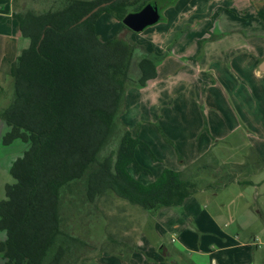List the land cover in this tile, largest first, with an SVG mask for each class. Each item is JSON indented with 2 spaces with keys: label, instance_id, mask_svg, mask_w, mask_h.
<instances>
[{
  "label": "rangeland",
  "instance_id": "obj_1",
  "mask_svg": "<svg viewBox=\"0 0 264 264\" xmlns=\"http://www.w3.org/2000/svg\"><path fill=\"white\" fill-rule=\"evenodd\" d=\"M55 1L56 7L66 2ZM241 2L244 3L242 0H172L165 4V0H158V5H164L160 10L161 21L141 31L124 29V33L122 22L114 16L102 13L96 18L95 30L101 41L110 40L122 32L132 42L161 59L153 82L126 88L124 108L119 116L124 128L147 147L137 145L135 163L127 166L128 172L139 182L148 184L154 181L165 168L183 171L199 159V153L215 134H227L224 127L229 126L233 117L227 115L224 89L220 85L216 88V106L220 114L213 118L210 129L206 128L204 116L209 113L213 92L207 91L210 88L208 76L188 64L195 67L190 55L197 49L199 53L202 46H229L230 42L240 41L248 46H264V36L246 37L245 30H254L258 25L249 18L242 23L245 33L234 31L224 35L215 27L216 22L221 28L229 23L231 15L238 16L232 22L238 27L242 21L238 8ZM244 5L249 11L257 8L256 4ZM36 6L34 0H0V106L10 103L13 95V80L7 74V68L15 61L19 48L27 45L21 37L18 19L7 14L35 9ZM258 19L264 21V16L260 15ZM171 51L185 54L188 58L181 63L175 55H168ZM131 71L136 76L134 60ZM235 107L243 113L242 107ZM212 112L209 113V121ZM242 117L249 120L252 129L263 133L256 127L264 124V116L260 112L246 106V114ZM259 137L240 130L227 134L228 142L218 141L212 146L209 155L214 157L211 167L196 174V192L181 205L163 207L156 212H148L111 192L91 203L82 200L83 195L78 194L81 191L79 182L76 186L70 185L64 195L66 203L62 208V223L66 230L70 227L86 242L78 264H235L244 256H248L246 264H264V219L257 210L264 207V182L261 181L264 170L252 171L256 170V165L248 161L251 159H246L249 145ZM16 142L19 149H24V143ZM116 143L117 139L105 152L113 149ZM7 150L14 149L10 147ZM246 163L251 169L247 168L249 172L241 169ZM136 164L143 169L138 170ZM243 179L249 182L242 183ZM11 181L8 171H0V199L4 195V183ZM72 197L73 201H70ZM250 214L253 217L248 218ZM208 216L214 218L218 231L234 229L239 235L236 238L238 243H248L229 250L217 249L222 236L213 223L210 222V226L206 224L210 221ZM154 223L158 225L155 229ZM125 237L130 239L131 245H137L136 250L129 254L127 246L121 242L115 244V240L119 242ZM172 244L183 255L170 251ZM118 250H122L126 258L116 256L115 251Z\"/></svg>",
  "mask_w": 264,
  "mask_h": 264
},
{
  "label": "trees",
  "instance_id": "obj_2",
  "mask_svg": "<svg viewBox=\"0 0 264 264\" xmlns=\"http://www.w3.org/2000/svg\"><path fill=\"white\" fill-rule=\"evenodd\" d=\"M148 2L158 4V0H66L40 12L12 13L28 45L7 68L13 95L0 110L7 126L1 144L19 140L25 147L18 149L7 170L12 181L4 183L0 199V230L6 234L0 241L2 264H78L86 242L62 223L70 185L79 182L81 191L76 193L91 203L111 192L156 212L181 205L197 190L196 174L211 167L214 157L207 155L183 171L165 168L148 184L127 170L135 163L137 145H146L119 121L125 90L150 84L161 59L122 32L101 41L95 21L102 13L121 21ZM121 29L129 30L123 24ZM133 60L136 76L131 71ZM115 139L116 146L105 152ZM120 242L128 254L136 250L130 239L115 240ZM115 255L126 258L122 250Z\"/></svg>",
  "mask_w": 264,
  "mask_h": 264
},
{
  "label": "crops",
  "instance_id": "obj_3",
  "mask_svg": "<svg viewBox=\"0 0 264 264\" xmlns=\"http://www.w3.org/2000/svg\"><path fill=\"white\" fill-rule=\"evenodd\" d=\"M242 1H244V3L241 2L240 4H238V8H240L239 12L242 15L240 17L242 20L240 25H238V27L236 25L235 26L232 25L233 20H235L238 16L231 15L228 18L229 23H226V25H224L222 28L219 27L218 26L219 23L216 22L215 27H218V29L220 30L218 32L220 33L223 32L224 35L232 33L234 31L244 32V30L242 29L243 27L242 23L245 21V18H249L248 20L255 21V23H257L258 25L255 26L256 29L254 30H250V31L245 30L246 33L245 32L244 33L246 34V37L264 36V21L258 19L259 14L264 10V4L263 5L260 4V3H264V0H257L256 2H253L252 0H242ZM56 2L57 1L55 0H34V3L37 4V6L35 9H30V10L40 12L49 8H54L56 7L55 5ZM246 3H251L253 5L256 4L254 6H256L257 8L256 9L253 8V10L249 11V9L246 8V6L244 5ZM11 13L12 11H10V13H8L7 15L11 16L12 15ZM22 39L26 40L28 45V39L23 37ZM26 46L23 45L22 47H20L19 51ZM168 55H172V56L175 55L181 63L184 62L186 58H188L186 57L185 54L174 53L173 51L168 53ZM190 56H193L192 59L195 63L194 64L195 67L189 64L188 66L194 68L195 71L197 72L199 71L204 75L208 76V87L210 86V88H207V91L209 90V92L211 91L213 92L212 95L213 100L209 104V113L212 110L213 114L211 116L210 121H209V117H210L209 113L208 115L204 116L205 119L204 126L210 129L211 125L213 124V118L218 117L217 115L220 114V110L216 106L217 105L216 88L218 85H220L221 89H224L227 95V103H228L227 115L233 117V119L231 118L232 120L229 126L227 127L225 126L224 129L225 128L227 129L226 131L228 135L232 134L237 130H240L246 133L250 132L254 135L258 134L260 136L259 138L252 140L251 142L252 145H249L248 147L249 155H247L248 158L246 157V159L247 160L251 159L248 161H251L252 163H254V165H256L255 167L256 170L253 169L252 171L264 170V124L256 126L260 131L263 132V133H259L255 129H252L251 123L249 122L248 119L242 117V114H246V106L249 107L251 110H256L260 112L264 116V73L260 72L258 69V65L260 61L264 58V46H248L247 44H243L242 41L230 42L229 46H202L201 51L199 53L197 49ZM234 100H236V103ZM8 104L9 103H7L5 106H0V110L6 107ZM200 106L202 107L204 106V104H200ZM235 106L242 107L243 113L239 112V110L236 109ZM6 130H7L6 124L0 119V171L8 170L12 160L16 157L17 150L19 149L16 141L8 146H4L1 144V137L6 132ZM227 134L226 133L223 135L215 134V137L212 138V141L207 145V147H205V149L201 153H199L200 156L198 158L200 159L207 155H210L212 153V146H215V144L218 141L228 142ZM10 147H12L14 150L8 151L7 149H9ZM252 160H256V161L253 162ZM247 168H249V165H247L246 163L243 164L241 169L245 172H249ZM261 181L264 182V177H262ZM246 182L248 183L249 180L246 179L242 180V183H246ZM261 208H263L264 210V207L262 206H260L257 210L259 212V216H261L264 219V215L263 213H261L262 212ZM200 213H203V210H201ZM250 217H253V214H250L248 218ZM212 218L209 217L210 221H208V223L206 224L210 226L209 223L210 222L213 223L214 227H216V230L218 231V227L215 224V220L214 218L213 219ZM246 224L248 225V221H246ZM157 226L158 225L154 223V229ZM176 227H178V225H176ZM218 232L221 234L222 239L219 240L220 244L216 245L217 249L220 248V249L229 250L233 247H240L243 244L248 243V242L238 243L237 239L239 238V235H237L238 233H236L234 229H228L226 230V232H221V231ZM5 237H6L5 232L0 230V241L4 240ZM251 239L253 240V238L250 237V240ZM171 242H173V240H171ZM169 249L170 251L172 250L173 252L179 254L180 256L183 255L182 252L179 250V248H177V246H174L173 244L170 246ZM247 260H248V256H244V258L237 261L238 263L235 264H246L248 262ZM190 263L195 264L194 262H190ZM0 264H2L1 260H0Z\"/></svg>",
  "mask_w": 264,
  "mask_h": 264
},
{
  "label": "water",
  "instance_id": "obj_4",
  "mask_svg": "<svg viewBox=\"0 0 264 264\" xmlns=\"http://www.w3.org/2000/svg\"><path fill=\"white\" fill-rule=\"evenodd\" d=\"M107 3L108 2L101 3L97 6H95L87 14L82 16L78 22L85 20L93 12L97 11L100 7L106 5ZM163 6L158 5L154 2H148L141 9H139L137 11H131V12H128L127 14H125L124 17L122 18L121 22L129 30L141 31L145 27H147L149 25H153V24L157 23L158 21L162 20L163 17L160 13V10L163 8ZM258 69L260 72L264 73V58L260 61L259 65H258ZM163 256H165V255H163Z\"/></svg>",
  "mask_w": 264,
  "mask_h": 264
}]
</instances>
